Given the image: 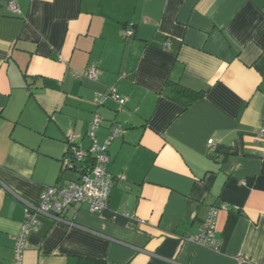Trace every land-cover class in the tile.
I'll list each match as a JSON object with an SVG mask.
<instances>
[{
	"label": "crops",
	"instance_id": "crops-1",
	"mask_svg": "<svg viewBox=\"0 0 264 264\" xmlns=\"http://www.w3.org/2000/svg\"><path fill=\"white\" fill-rule=\"evenodd\" d=\"M7 3L0 264H12L26 203L76 179L61 161L91 146L97 113L100 144L111 127L125 130L109 148V208L40 217L24 264H264V0H16L20 16ZM169 81L203 97L186 108L167 95ZM211 207L218 253L184 240Z\"/></svg>",
	"mask_w": 264,
	"mask_h": 264
},
{
	"label": "built area",
	"instance_id": "built-area-1",
	"mask_svg": "<svg viewBox=\"0 0 264 264\" xmlns=\"http://www.w3.org/2000/svg\"><path fill=\"white\" fill-rule=\"evenodd\" d=\"M7 4L13 16L21 15L16 0H8ZM133 35V30H124L125 39L131 38ZM164 46L170 49L171 44L167 42ZM75 76L78 77L77 74ZM88 78L95 79L96 70H91L88 73ZM113 97L122 106L125 105V100L120 99L117 94H114ZM100 123L101 117L97 113L87 133L92 141L91 146L86 150L70 148L61 161L63 170L74 172L77 178L69 181L64 187L45 188L37 204L26 203L24 220L15 236L12 264H24L27 238L39 230L40 217L46 216L56 222H62L63 215L75 204H87L90 211L95 214L102 213L109 208L110 194L115 185V178L107 171L109 148L116 138L124 134L125 130L120 125L111 127L108 139L100 144L96 136ZM258 140L261 143V154L264 155V128H261ZM74 141L75 137L70 135L69 144ZM208 149L210 154L217 153V147L213 141L209 142ZM218 213L219 208L211 207L200 232L193 236H186L184 240L218 253L222 246V240L218 237L216 229Z\"/></svg>",
	"mask_w": 264,
	"mask_h": 264
},
{
	"label": "trees",
	"instance_id": "trees-1",
	"mask_svg": "<svg viewBox=\"0 0 264 264\" xmlns=\"http://www.w3.org/2000/svg\"><path fill=\"white\" fill-rule=\"evenodd\" d=\"M170 86V90L167 92V95L170 99L181 103L186 108L191 106L194 102L201 99L203 97V94L200 92H195L192 90H189L187 88L182 87L180 84L169 81L168 84ZM215 157H219L218 153L211 154ZM70 172V171H64L62 168V173ZM82 172V171H81ZM77 178V177H76ZM92 264H104L102 261H92Z\"/></svg>",
	"mask_w": 264,
	"mask_h": 264
}]
</instances>
